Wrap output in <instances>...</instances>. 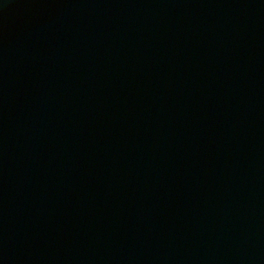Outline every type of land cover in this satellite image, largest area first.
<instances>
[{
	"label": "water",
	"instance_id": "1",
	"mask_svg": "<svg viewBox=\"0 0 264 264\" xmlns=\"http://www.w3.org/2000/svg\"><path fill=\"white\" fill-rule=\"evenodd\" d=\"M0 264H264V0H0Z\"/></svg>",
	"mask_w": 264,
	"mask_h": 264
}]
</instances>
